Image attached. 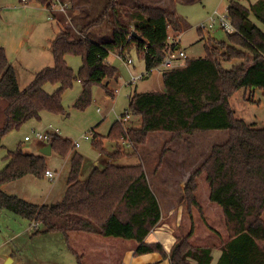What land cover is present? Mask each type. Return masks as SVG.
<instances>
[{"label": "trees", "instance_id": "obj_1", "mask_svg": "<svg viewBox=\"0 0 264 264\" xmlns=\"http://www.w3.org/2000/svg\"><path fill=\"white\" fill-rule=\"evenodd\" d=\"M52 1L37 0L44 6ZM227 14L235 27L228 32V41L209 38L205 43L206 56L186 57L183 65L163 72L164 92L151 90L132 95L123 115L139 117L141 125L127 127L122 120L114 122L108 133L118 143L113 153L106 152L102 136L93 129L94 144L112 159L129 154L122 149L121 138L144 144L153 132L183 138L198 131L228 130V140L214 145L188 179L183 203L192 224L186 234L177 236L170 252L161 242H146V237L162 222V209L141 163L116 165L111 160L103 169L97 166L88 178L82 179L84 157L75 152L62 201L53 206L39 205L3 189L7 182L27 174L43 176L48 170L44 155L25 152L19 146L8 151V163L0 168V208L42 223L44 232L64 234L78 264H84V254L72 247L73 234L131 241L135 255L159 252L169 257L171 264H264V127H255L237 117L230 104L231 96L240 88L264 89V31L251 19L253 15L264 23V0L248 4L230 0ZM105 23L111 25V39L93 40L88 36L91 27ZM68 27L60 21L51 41L54 65L36 72L25 87L20 86L15 67L0 45V147L7 132L30 118H40L43 110L66 113L62 96L77 79L83 88L74 107L85 109L92 102L93 85L116 73V67L108 61L111 53L126 60V53L135 47L149 74L167 54L170 28L182 31L174 9L141 0H133L132 5L108 0L102 13L82 28L74 31ZM68 54L82 56L78 72L68 65ZM233 58L242 62L225 69L222 60ZM49 82L59 84L53 93L45 90ZM108 93L112 94V90L108 89ZM203 96L211 101L201 102ZM50 142L53 150L62 155L74 148L69 138L60 135ZM201 176L209 189V201L222 210L227 230L221 239L218 233L219 242L208 245L192 243L194 214L202 219L206 216L198 197ZM214 249L221 251L216 262Z\"/></svg>", "mask_w": 264, "mask_h": 264}, {"label": "rangeland", "instance_id": "obj_2", "mask_svg": "<svg viewBox=\"0 0 264 264\" xmlns=\"http://www.w3.org/2000/svg\"><path fill=\"white\" fill-rule=\"evenodd\" d=\"M20 0H0V8L17 3ZM36 2L37 0H31ZM57 0H55L56 2ZM68 4L66 12L55 11L60 16V21L76 31L98 17L108 0H59ZM127 5H132L133 0H119ZM144 3L160 5L174 9L182 24V31L175 32L170 28V42H174V36L180 35V48L187 57H203L207 51L205 43L209 38L217 41H228V31L220 22L219 13L227 16V8L230 0H141ZM256 0H244L245 3ZM47 7V6H46ZM216 16L211 19L215 11ZM72 16V18H71ZM71 19V20H70ZM251 19L264 31V23L251 15ZM70 20V21H68ZM210 24H213L211 27ZM68 27V28H69ZM57 25L51 18L39 22L36 28L30 27L29 33L23 36L27 40L21 49V53L14 63L16 72L21 75L20 85L25 87L33 78L34 73L43 65L53 66L55 63L51 49V39L56 34ZM88 36L93 40H109L112 38V28L109 23L93 26L88 30ZM127 61L118 53H112L109 57L110 63L116 67V73L106 78L102 83L94 84L92 87V102L85 109H77L74 103L82 92L83 85L76 80L71 88H68L63 96L62 102L66 113H54L43 110L40 118H30L19 128L12 129L2 138L0 147V168L8 163V151L21 147L25 152L39 154L40 149L36 144L42 142L35 138L38 132H47L58 129L59 134L69 138L73 143L79 142V147H74L66 155L53 150L47 156L46 167L55 174L51 179L46 174L36 176L27 174L21 178L12 180L3 185L4 190L10 194H16L30 202L39 205H51L62 201L66 189L67 180L71 169L70 154L78 152L85 157L83 162L81 178H88L95 167L103 169L107 164L108 154L101 153L94 144V131L103 138V145L107 153H113L118 143L108 137L110 128L114 122L121 120L126 109L129 107L130 99L135 92H146L151 90L160 91V77L162 66L154 68L152 74L147 75L146 64L138 55L135 47L126 53ZM25 58V61H24ZM68 65L78 72L83 64L80 55L68 54L66 56ZM186 57H178L176 65H183ZM242 62L239 58L222 60L225 69ZM40 70V69H39ZM144 74L145 77L133 81V77ZM59 88L57 83H47L45 90L53 93ZM113 90L114 95L108 93ZM230 104L237 117L244 119L255 127H264V89L240 88L231 96ZM100 108L101 110H99ZM139 119L131 115L129 121L124 122L127 127H139ZM94 129V131H93ZM31 136L30 141H25V136ZM89 139H85V136ZM228 130H205L198 131L183 138H173L171 133L153 132L144 144L126 146L121 138L122 149L128 151V155L113 158L116 165L143 164L147 167L150 184L156 195L162 196L161 200L165 207L172 202L184 201L181 188L177 179L186 178L200 166L216 144H222L228 140ZM188 141V142H187ZM44 143H48L44 141ZM189 147V149H188ZM100 154H105L101 156ZM99 161V164H96ZM163 169L154 171L159 165ZM97 165V166H96ZM191 168V169H187ZM146 169V168H145ZM188 170V171H187ZM163 174L166 178L175 179L171 187L159 186L157 174ZM147 173V172H146ZM153 173V174H152ZM201 185L198 192L200 204L205 208V218H200L198 213L194 214V234L192 243L195 245H208L219 242L227 234L222 210L209 201V189L204 176L199 178ZM172 198V199H171ZM170 199V200H169ZM18 222L11 223V219L3 218L0 222V243L11 249L16 257L14 264H78L74 251L68 245L66 237L61 232H44L42 223L32 222L26 218L18 217L11 211ZM264 218V217H263ZM192 224L189 215L183 214L182 233L186 234ZM213 228V229H212ZM12 229V230H10ZM20 234L15 237L13 230ZM157 227L154 229L156 230ZM153 230V231H154ZM177 235L179 231L176 232ZM223 240V239H222ZM131 241L113 236H101L97 234H73L71 237L72 247L79 253L84 254V264H122L121 256ZM6 249V248H4ZM221 254L219 249L213 250L214 262ZM123 264H129L123 261Z\"/></svg>", "mask_w": 264, "mask_h": 264}, {"label": "crops", "instance_id": "obj_3", "mask_svg": "<svg viewBox=\"0 0 264 264\" xmlns=\"http://www.w3.org/2000/svg\"><path fill=\"white\" fill-rule=\"evenodd\" d=\"M47 18H49V11H48L47 7L39 4L37 1L33 2L31 0H20L17 3H13V4L8 5V6H5V5H3V7L1 6V8H0V45H2L6 49L9 61L13 65H14L15 61L17 60V58L19 57V55L21 53V49L23 48L24 44L27 42V40L25 39L23 34L25 32L29 33L28 30L30 27L36 28V26L39 22H42L43 20H45ZM52 20L54 22H56V25H57L56 33H57L59 30L60 19H59V17H57V18H52ZM178 47H180V43H179ZM110 55H109V57H110ZM109 57H108V61H109ZM24 61H25V58H24ZM45 66L46 65H43L39 69L41 70ZM39 69H38V71H39ZM153 71H154V69L149 74H152ZM36 72L34 73V75L36 74ZM149 74H147V75H149ZM17 77H18L19 84H20L21 75L19 72H17ZM157 80H159L161 83L160 91L164 92L165 91V85H164V81H163V69L161 71L160 77L158 78V76H157ZM200 100H201V102H204V103H208L211 101L210 97H208V96H203V97H201ZM134 121H140V120L135 119ZM140 123H141V121H140ZM47 142L49 143L50 141H47ZM48 143L45 144L44 141H42V142L36 144L37 148L40 149L39 154L44 155L46 160H47V156L53 152V148L49 154H44L42 152V149L45 148V146ZM188 149H189V147H188ZM74 153L75 152L73 151L70 154V160H71ZM100 155L103 156L105 154H100ZM111 160H112V158L108 156L107 163ZM84 161H85V157H84ZM70 163H71V161H70ZM96 164H99V161H97ZM163 167L164 166L162 164L159 165V167L154 169L153 173L156 170L157 171L162 170ZM145 168H146L148 180L150 182L149 175H148V169L146 166H145ZM187 169L189 170L191 168H187ZM162 171H164V170H162ZM157 175L160 176V178L158 177L159 186L171 187L174 185L173 181H175L176 178L175 179L166 178L165 175L163 174V172H162V174H157ZM189 177H190V175H188L186 178L184 177L183 179H177V182L181 188V193L183 196H184V188L188 182ZM151 187H152V185H151ZM7 193H9V192H7ZM157 197H158L159 202L161 204L162 222L160 223V225L157 227L156 230L152 231L146 237V242H149V243L161 242L163 244L164 248L167 250V252H170L172 246L177 241V236L181 235V233H182V229L180 227H181V225H183V214L185 213L184 203H183V200L181 202H177V203H176V201L175 202L171 201L170 205L165 207L164 203L161 200L162 196H159L157 194ZM4 217L5 218L8 217V219H11V221H10L11 223L18 222L17 218H15V216H13V214H8L7 212H5V209L0 208V222L3 220ZM263 217H264V213H263ZM0 228L2 229V227H0ZM10 230H12V229H10ZM177 231H179L178 235L176 233ZM13 232H14L15 237H17L20 234V232L17 231L16 229H14ZM129 245H131V246L129 248H127L125 250V252L122 253V256H121L122 264H123V261H126L129 264H171L169 257H164L159 252H151V253L135 255L134 249H133V247H134L133 242L129 243ZM4 248H6V249H4ZM15 260H16V257L13 254V252H11V249H9L7 246L0 243V264H14V262H16Z\"/></svg>", "mask_w": 264, "mask_h": 264}, {"label": "built area", "instance_id": "obj_4", "mask_svg": "<svg viewBox=\"0 0 264 264\" xmlns=\"http://www.w3.org/2000/svg\"><path fill=\"white\" fill-rule=\"evenodd\" d=\"M67 8H68V4L67 3H63V2H60L59 0H57L55 2V0L52 1V3L47 6V9L49 11V18H54V13L55 11H63V12H66L67 11ZM216 13L218 14L219 12L216 10L214 15L211 16V19H214V16H216ZM219 16H220V22L222 24V26L228 31V32H231L235 29L233 23L231 22L230 18L228 17V14L227 16H224L222 14L219 13ZM72 18V16H71ZM71 20V19H70ZM68 20V21H70ZM210 26L212 27L213 24H210ZM174 42H170V46L168 47V51H167V54L164 58V60L162 61V63L160 64V66H162L164 69H163V72L165 71H169L171 69H173L176 65L175 63V60L178 58V57H187L186 53L182 50H179L177 51L180 47H174V44H177L179 43L180 41V35L178 37L174 36ZM129 60V59H128ZM127 61V59L125 60ZM145 75L144 74H141V75H137L135 77H133V81H136L138 79H142ZM114 91L112 90V95H114ZM99 110H101L100 108H98ZM131 118V115L129 114H126V115H123V118L121 119L123 122H126V121H129V119ZM56 135H60L59 134V130L58 129H53V130H49L47 132H38L35 134V138L37 140H40V141H51L53 137H55ZM31 136L29 135H26L25 136V140L26 141H29L31 140ZM85 139H89V136H85ZM124 144L126 146L130 145L131 143L124 140ZM74 147H79L80 146V143L77 141L75 143H73ZM46 175L51 178V179H54L55 178V174L51 171V170H47L46 171Z\"/></svg>", "mask_w": 264, "mask_h": 264}, {"label": "water", "instance_id": "obj_5", "mask_svg": "<svg viewBox=\"0 0 264 264\" xmlns=\"http://www.w3.org/2000/svg\"><path fill=\"white\" fill-rule=\"evenodd\" d=\"M51 150H52V143L49 142V143L45 146V148L42 149V152H43L44 154H49V153L51 152ZM53 205H55V204H51V206H53Z\"/></svg>", "mask_w": 264, "mask_h": 264}]
</instances>
